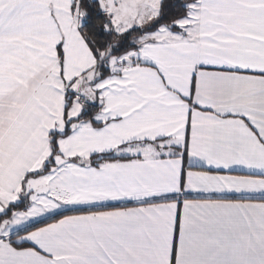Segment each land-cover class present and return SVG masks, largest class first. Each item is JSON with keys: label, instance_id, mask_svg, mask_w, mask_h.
Wrapping results in <instances>:
<instances>
[{"label": "crops", "instance_id": "0c3cea01", "mask_svg": "<svg viewBox=\"0 0 264 264\" xmlns=\"http://www.w3.org/2000/svg\"><path fill=\"white\" fill-rule=\"evenodd\" d=\"M76 1L0 0V215L64 132L66 90L68 119L83 109L95 60ZM184 19L91 87L101 127L72 125L26 183V212L45 208L0 224V264H264V0H199Z\"/></svg>", "mask_w": 264, "mask_h": 264}, {"label": "trees", "instance_id": "16d2710c", "mask_svg": "<svg viewBox=\"0 0 264 264\" xmlns=\"http://www.w3.org/2000/svg\"><path fill=\"white\" fill-rule=\"evenodd\" d=\"M198 1L199 0H161L158 5V14L150 24L146 25L144 28H134L123 34H117L112 29L110 17L107 13L101 12L99 4L96 0H77L74 8H77L84 16L83 24L79 27V33L90 49L95 60L92 69L86 72L88 75L90 72L92 76L91 83L86 84L87 88L91 89V87H94L100 81L112 76L113 67L111 62L125 56L132 51L139 50V40L146 34L154 33L163 26L168 27L172 32L182 33V29L179 28L176 23L186 18L188 16L190 5L195 4ZM59 57L61 58V52H59ZM81 79L86 83L84 76H82ZM76 95V93L66 90V105L63 116L64 132L59 133L54 131L50 134V155L48 156V159L41 169L37 171H31L25 175L22 181L20 193L23 194L25 190V184L29 180L49 173L59 164L58 160L62 159L63 155L60 151L58 142L70 134L72 125L81 122H90L95 128L101 127V124H97L93 121L94 116L98 114L102 108L98 102L96 93L94 95L93 92H88L85 94L83 109L80 115L74 119H68L66 113L73 100L77 97ZM113 160L115 159L103 157L100 160L91 161V164L97 165L104 161ZM64 161L69 162L68 160ZM76 162L82 164L80 161ZM22 198V201L12 204L4 210V212L0 215V224L10 219L14 212L26 210L28 201L23 195ZM64 215L56 216L51 220L34 225L25 230L23 233L55 221Z\"/></svg>", "mask_w": 264, "mask_h": 264}, {"label": "rangeland", "instance_id": "374dc122", "mask_svg": "<svg viewBox=\"0 0 264 264\" xmlns=\"http://www.w3.org/2000/svg\"><path fill=\"white\" fill-rule=\"evenodd\" d=\"M109 12L108 16L110 17L111 23H112V29L117 34H123L127 31H130L134 28H144L146 25L150 24L157 16L158 14V4L154 2L153 0H116L114 7L111 8L109 5ZM187 19H183V21H179L177 24L181 27L184 26ZM168 32L170 31L167 27H165ZM171 32V31H170ZM140 43V41H139ZM135 52L132 51L125 56L119 58L118 61L114 60L111 62L112 67H114L115 71L120 70L119 67L121 66V63H128V61H131L135 59ZM119 66V67H117ZM91 82V80H90ZM87 82H83L82 87L86 88V91L93 92L90 89L87 88ZM73 92V91H71ZM75 93V92H73ZM81 110H79L78 106H75L71 109V115L72 117L76 118L79 116ZM29 186L25 184V190H27V193H20V199L19 202L22 201V195L28 196L29 195ZM36 193V192H34ZM31 197V196H30ZM3 203V202H2ZM44 205L37 204L36 208L31 210L21 211L19 214L15 215L13 219L10 221H7V225H5L1 230L3 231L5 227L6 229H23L25 225H27L29 222H35V217L38 213H40L42 210H44ZM9 220V219H8ZM5 229V230H6Z\"/></svg>", "mask_w": 264, "mask_h": 264}, {"label": "water", "instance_id": "95a60500", "mask_svg": "<svg viewBox=\"0 0 264 264\" xmlns=\"http://www.w3.org/2000/svg\"><path fill=\"white\" fill-rule=\"evenodd\" d=\"M99 4V7H100V10L102 13H106L107 12V9H106V6L103 2V0H96Z\"/></svg>", "mask_w": 264, "mask_h": 264}]
</instances>
